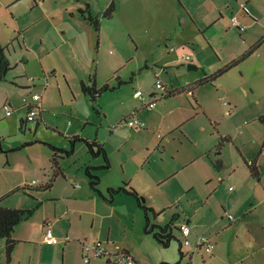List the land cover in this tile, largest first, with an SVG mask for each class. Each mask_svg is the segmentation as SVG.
<instances>
[{
    "label": "rangeland",
    "instance_id": "obj_1",
    "mask_svg": "<svg viewBox=\"0 0 264 264\" xmlns=\"http://www.w3.org/2000/svg\"><path fill=\"white\" fill-rule=\"evenodd\" d=\"M97 1L98 7H102L111 0ZM114 1L118 13L112 20L101 17L97 33L95 29L80 27V23L66 13L67 18L62 17L51 0L42 14L43 20L28 29L27 48L22 26L25 19L17 22L5 8L0 10V37L8 46L6 51L10 52L8 58L13 66L5 82L0 84V177L7 182L0 184V197L9 193L8 187H13L10 190L13 191L26 186V190L11 193L7 204L22 205L23 209L36 207L49 195L38 193L29 184L35 180L39 186L41 177L47 173L52 180L58 167L66 174L78 173L85 177L86 167L100 158L89 153L85 141L97 140L105 148L108 141L116 163L114 173L121 170L123 163L128 177H132L131 186L145 197L149 206L158 210L156 217L150 214L151 222L164 225L172 220L173 210L184 211L191 217L190 236L194 243L182 244L183 258L177 240L169 247L156 244L152 235L144 232V212L127 205L125 212L116 205L111 214L108 213L111 218L106 226L111 227L112 239L118 238L124 245L141 251L147 264H212L215 257L210 259L205 250L196 249L195 244L200 236L209 235L211 229L220 230L218 250H222L224 260L254 264L249 254L264 250V157L260 159V182L250 177L242 157L253 161L261 149L264 151V124L260 122L264 116V41L254 54L216 81L198 84L195 95L202 110L196 109L195 98L186 95L191 87L187 88L186 82L210 77L243 56L250 49L246 50L243 43L246 33L240 36L232 27L221 25L211 31L212 36L198 30L183 32L175 20L162 19L163 11L182 10L180 3L172 0H130L124 5L121 0ZM189 3L194 7L210 6L206 0ZM29 12L30 5L23 2L15 13L18 17H27ZM237 12L233 11L234 14ZM217 15L215 12V17ZM237 16L240 21L244 20L240 13ZM169 31L173 33L171 41L163 35ZM181 33H184L183 37L175 38ZM171 48L173 52H170ZM182 53L191 57L190 64L196 65L197 69L189 70V63L181 64L177 60ZM173 59L175 61L161 74L164 88L157 89L155 74L161 65ZM82 82L95 85L97 89L107 85L110 90L103 91L97 103H93L83 94ZM171 89L176 97L167 103L165 99ZM135 90L143 91L146 98L157 93L162 101L155 110H141V102L134 96ZM30 93L41 96L43 119L20 129V120L26 116L23 99L30 98ZM7 104L12 107L10 115L5 110ZM135 110L141 112L149 125L148 130H134L120 124L135 114ZM199 111L201 113L197 115ZM117 126L122 128L120 136L109 140ZM181 132L191 136L192 144L181 142ZM219 135L229 138L222 141L220 155L217 154L221 142ZM74 136L79 140L73 147L71 139ZM164 139L169 140L165 142L170 144L167 148L162 146ZM51 146L69 153L53 150ZM144 159L146 162L142 165ZM217 160H222L224 169H236L231 178L227 171L222 174L215 194V200L230 208L227 214L220 207L211 211L202 205L208 189L204 181L205 170L212 168L211 163ZM181 164L186 167L179 168ZM178 168V174L167 182L157 183L165 173ZM216 183L215 180V186ZM99 188L107 195V186ZM193 209L196 210L194 215ZM218 209L223 213H218ZM43 213L36 211L30 223L21 225V228L26 224L32 226V238L40 231ZM230 215L235 219L232 225L228 221ZM118 218H121L119 222ZM52 229L61 244L26 245L22 255L64 264L65 241L62 242ZM81 230L89 236L86 247L97 243L105 246L103 238L94 239L92 234L95 233L89 232L87 222ZM174 234L182 243L180 231L175 229ZM150 244L155 247L152 249ZM101 259L105 261L104 258L93 259L91 264H106V261H97ZM66 260L68 264H85L79 261L75 246L68 249Z\"/></svg>",
    "mask_w": 264,
    "mask_h": 264
},
{
    "label": "crops",
    "instance_id": "obj_2",
    "mask_svg": "<svg viewBox=\"0 0 264 264\" xmlns=\"http://www.w3.org/2000/svg\"><path fill=\"white\" fill-rule=\"evenodd\" d=\"M33 2V0H0V10L2 8H5L11 16V19L16 20L17 22H20V19H25L22 20L23 21V28L25 29V35H24V45L27 48L28 47V41H27V33H28V29L32 26H35L39 23L40 20H43L42 14L45 11L46 6L48 5V3L51 0H40L37 3H34L35 5L33 6L31 3ZM55 3V7H56V11L61 12V16L62 17H66L65 13L69 15V17L72 18L73 21H76L77 23H80V27H83L84 29H95L94 26H92L86 19H84L82 17V15L79 13V10H86L87 6H89L90 12L92 13L93 16L99 18L100 20L103 17L104 12L107 10V8L111 5V3L113 2L115 4L114 0L111 1H106L102 7H98V1L97 0H53ZM130 1V0H121L122 4L124 5V2ZM173 2L177 3L179 2L181 5V9L182 10H167L163 11V13H165L164 18H162L164 21L168 19L175 20V23L177 25L180 26V28L183 29V32L187 31V30H198V32H202L203 34L207 32V36L211 34L212 30H217V28H219V26L221 25L222 27L226 26V27H232L231 25V17L232 16H237L238 13H240L243 16V21H240L241 24L245 25L247 27V30L243 33L239 32L238 30H236L235 28H233L235 31H237L240 36H244L243 39V43L245 44V48L246 50L248 48L252 49L253 47H255L256 49H254L253 53L254 54L257 49L262 47V42L264 41V0H219V2H216L215 0H206V4H210L207 5L205 8L204 5H197V7L192 6V3L188 2H192L195 0H172ZM28 3L30 5V15L29 16H25L22 17L19 15H16V11L19 10L21 3ZM210 2V3H209ZM245 3V7L249 6L247 9L245 8L242 9L241 8V4ZM116 6V5H115ZM189 6H192L189 8ZM118 9L116 6V12L114 14V16L116 15V13H118ZM233 11L237 12L236 14L233 13ZM215 12L218 13L217 17H215ZM260 16V17H258ZM114 16L111 18V20L114 18ZM102 17V18H101ZM238 17V16H237ZM67 18V17H66ZM78 19V20H76ZM107 19V18H105ZM51 21L54 19H50ZM170 22V21H169ZM101 27V26H100ZM175 28V27H173ZM95 31L98 33L100 31V29L97 31L95 29ZM163 34V33H162ZM164 39H166L167 41H171V39L173 38V33H171L170 31L167 33H164ZM184 33L181 34H177V37L175 38H180L183 37ZM0 42L2 43V45L4 46L5 44L2 42V39L0 37ZM5 47H8L5 45ZM249 49V50H250ZM9 50V48H8ZM248 50V51H249ZM174 49L171 48L170 52H173ZM7 56H10V52L6 51ZM184 53L181 54V56H178L177 60L181 61V64L183 63H189L191 62V60L185 61L183 59V55ZM251 54V55H252ZM189 56V55H187ZM169 57H173L174 56H168ZM180 57V58H179ZM237 60V59H235ZM175 61V59L165 63L164 65H161L159 67V72L155 74L156 77H159L161 79V74L164 73V71L166 72L168 67L170 66L171 62ZM188 64V65H189ZM197 69V68H195ZM195 69H191V70H195ZM157 71V70H156ZM220 78V77H219ZM218 78V79H219ZM199 80V79H198ZM194 79L193 82L191 81H187L186 82V87L187 86H191L187 92L186 95L187 97H193L195 98L196 103L198 104L196 109H200L201 105L198 102V98L196 92L198 90H196L197 85L199 84V81ZM217 80V79H216ZM215 80V81H216ZM201 81V80H200ZM204 85V84H203ZM166 86V85H165ZM200 86V84L198 85ZM188 88V87H187ZM192 90L193 95L189 96L188 95V91ZM143 92V91H142ZM168 93H172L173 95H169V97H167L165 99V101L168 103L169 101H172L176 95H175V91L173 89H171ZM84 94V93H83ZM135 94V93H134ZM144 94V93H143ZM31 95V93H30ZM29 95V97H30ZM135 96V95H134ZM158 96L157 93H152L149 95V98H147V100H151L153 97ZM136 98V97H135ZM29 100H31V97L28 98ZM42 99V98H41ZM41 99L38 102L42 108V112L44 111L42 104H41ZM138 99V98H137ZM141 102V110H147V111H152L155 110L158 106V103L162 101L159 100L157 102V106L152 109L149 110L146 107H144L143 102L138 99ZM165 102V103H166ZM167 105V104H165ZM22 106H24V104H22ZM26 107V106H24ZM26 112L25 114L27 115V107L25 108ZM42 112H40V114H38V122H40L41 119H43L42 117ZM201 113V111H199V113H197V115H199ZM135 115L141 119L142 121H144L146 123V127L145 128H139L142 130H148L149 129V125L148 123L145 121V119L141 116V112L139 110H135ZM145 114H143L144 116ZM125 118V116H124ZM25 118L21 119V120H25ZM150 119V118H149ZM20 120V121H21ZM190 119L186 120V122H188ZM260 122L262 124H264V116H262L260 118ZM31 124V123H28ZM26 124V125H28ZM124 126V125H122ZM127 127V126H126ZM181 128V127H179ZM132 129V128H131ZM137 128H134V130H136ZM114 132L111 133L109 135V140L113 139L117 136H120L121 132H122V128L114 127ZM221 137V135H219ZM158 137L160 139H162V135H158ZM224 136H222L221 138H223ZM180 140L181 142H185V143H190L192 144V138L191 136L187 133V132H181V136H180ZM162 146L164 148L169 147L170 144H165V142H169V140H162ZM263 143V148H264V141H262ZM106 148H107V152L110 155L112 161V167L109 170H102L97 172L99 174V176L101 177V183L99 185V187L101 186H107V189L109 188H117L119 186H123L125 183L131 185L133 183L132 177H128L127 172L124 168V164L121 163V170H119L117 173L115 171V167H116V163L114 161V157L112 156V153L110 151V147L108 145V141H106ZM204 154L205 151L203 152ZM262 157H264V151L261 149L258 157L253 160L252 162H254L255 166L258 167L259 169V178L257 179V182L261 181V175L262 173L260 172V159H262ZM243 158V162L244 164L247 166L246 169L249 171V175L252 179H255V177H253L251 175V170H250V166L248 165V160ZM98 160L94 161L92 163L91 166L94 167H99L102 166L104 164V160L102 157L97 158ZM209 159V158H208ZM211 160V159H209ZM163 161V160H162ZM220 161L223 166L224 163L222 162V160H217ZM251 161V160H250ZM146 162V159H144L142 165ZM212 164V168L208 167L205 170V179L204 181H206V186H208V189L206 190V194L204 197V201H202V205L204 207H208L211 211H213L216 207H220L223 212L225 214H227V212L230 210V208L226 207L222 202L215 200V194L218 192L219 190V181L223 178V173H225L226 171L229 173V178L233 177L234 173L236 172L235 167H230V168H222L223 166H217L215 165L216 163L214 162L211 163ZM179 168L184 169L186 167V164L184 165H179ZM179 168L174 171H170L165 173L161 179L157 180V183H159V185L161 183H165L167 182L171 176L178 174V170ZM4 169V168H3ZM220 174V175H219ZM77 180H79V183H75ZM215 180L217 181L216 186H215ZM129 181V182H127ZM163 181V182H162ZM4 183H7L5 178L0 177V184L3 185ZM51 183V188L49 190L46 191H39L37 188L43 186V185H47ZM214 185V186H213ZM29 187L35 189L38 193H48L49 197L46 199H43L41 202L40 207L36 210L37 212H41L44 211L43 213V217L40 221V231L37 235H35V238H32V226L30 224H26V226H24V228H21L23 223H30L32 217L27 220L24 221L22 223H20L14 232V238L16 240H18V244L15 248V251L13 253V259H12V264H53V262L51 263L50 260H42V261H38L37 258H34V256H29L28 258H25L23 254L25 247H27L26 245H48V246H53V245H49L46 244L44 241V237H45V231L47 228H51V230H53L52 228L55 229V231L57 232L58 237L62 238L60 240H62V242L65 241V244H63L64 249V264H68L67 260H66V255L68 253V249H70V247H77V255H78V259L81 263H85L84 261V255H85V248L86 245L89 244L88 242H90L89 240V236L88 233H85L84 231L81 230V227L83 226L84 222L88 223V230L90 233H95L92 234V236H95L94 239L95 240H99L100 238H103V229L105 230V226L108 222V220L111 218V215H109L108 213L112 212L113 207H115L116 205L118 207H120V211L121 212H125V206L127 205L128 207L132 208V209H140L137 206V203L135 201L134 198H131V196L125 194V193H121L115 196V199L111 202L108 203L106 201H104L103 199H101L90 187L89 185V181L88 178L85 174V177H83L81 174H66V172H63L60 167H58L57 173L55 174V177L51 180L49 173H47L46 175H44L43 177H41L40 179V185L36 186V185H28ZM9 190L8 192H12L10 190H12L11 188L13 187H8ZM191 189H193V187H191ZM14 191V190H13ZM33 191V190H32ZM7 192V191H4ZM9 193H5L6 195ZM4 194V193H2ZM6 195H2V197H4L3 199V205L9 208H24L22 205H8L7 202L9 201V199L11 198V196H6ZM145 195V194H143ZM1 196V195H0ZM147 196V195H146ZM1 198V197H0ZM263 202V201H261ZM6 203V204H4ZM121 205V206H119ZM167 206V205H166ZM256 206V205H254ZM111 207V208H109ZM153 208V207H152ZM169 208V207H168ZM171 208V207H170ZM154 209V208H153ZM228 209V211H227ZM141 210V209H140ZM216 210V209H215ZM156 212L158 210H155ZM195 209L192 210V215L195 214ZM173 217L175 218V226L177 227L181 222H183L184 220H187L191 226V217H188V214H186L184 211L183 212H177V210H173ZM217 212L219 213L220 210L218 209ZM220 212V213H223ZM230 212V211H229ZM35 214V213H34ZM245 214V212L243 213ZM191 215V216H192ZM190 216V215H189ZM121 218H118V222L120 221ZM229 221V225H232L231 222L235 221V219L233 218L232 215L229 216L228 218ZM160 224V223H159ZM215 227V226H214ZM107 228V232H106V236L103 238V240H105L106 244H105V248L111 253L110 257H104L106 264H117L115 262L116 258L120 255V254H124V256L133 259L134 261L138 262L139 264H147L146 263V258L145 255L136 249H133L131 247H129L128 245H124L121 241L117 239H112V231H111V227H109V225L106 226ZM54 232V231H52ZM208 233L209 235H207L215 244H216V248L215 251L213 252V254L211 255H207L210 259L214 258L215 259L212 261V264H235V263H230L224 260V257L222 255V250H218L220 247V241H219V236H221L220 234V230H214L211 229ZM191 234H192V228H191ZM190 234V235H191ZM207 234V233H206ZM37 236V237H36ZM189 239H191V236H189ZM102 240V239H100ZM155 241V240H154ZM192 243L193 240L191 241ZM61 244V242L59 241L58 244L56 243V245ZM157 244V243H156ZM152 245V249L155 247L153 244ZM159 245V244H158ZM5 246H6V241L5 239L0 238V264H6V251H5ZM58 249V248H57ZM59 250V249H58ZM259 254V255H258ZM90 262L89 263H85V264H91L93 259H98L96 257H94L93 253H90ZM248 256V255H247ZM230 257V255H229ZM249 258L251 260V262H253L254 264L257 263H262L264 262V250L261 252H254V253H250L249 254ZM97 261H104V260H97ZM104 261V262H105Z\"/></svg>",
    "mask_w": 264,
    "mask_h": 264
},
{
    "label": "trees",
    "instance_id": "obj_3",
    "mask_svg": "<svg viewBox=\"0 0 264 264\" xmlns=\"http://www.w3.org/2000/svg\"><path fill=\"white\" fill-rule=\"evenodd\" d=\"M116 12V6L112 2L111 5L107 8V10L104 12L103 17L107 19H111ZM79 13L82 15L84 19H86L94 28L98 31L101 26V20L95 16L92 15L90 12L89 6H87L86 10H79ZM255 47L247 51L243 56H241L239 59L234 60L230 65L225 66L224 68L220 69L216 74L205 77L203 80L199 81L200 85H203L205 83H212L219 77H221L224 73L228 72L231 68L237 66L241 61L245 60L247 57H249ZM13 69V66L7 56L6 53V47L2 45L0 42V84L5 82L7 75L9 72ZM121 83V82H120ZM81 89L82 92L89 96L91 98V101L93 103H97L98 97L101 96L103 91L110 90L109 86H105L102 89H97L95 85H86L84 82L81 83ZM169 95H173L172 93H169ZM42 120V119H41ZM38 122V120L36 121ZM26 120L20 121V129H23L26 126ZM38 124V123H37ZM79 140L77 136L72 137L71 143L74 147L75 142ZM228 137L221 138V142L218 145V155L221 154V147L223 146L222 141H228ZM88 151L91 155L96 157H102L104 160V164L99 167L94 166H88L85 169V174L88 178L89 185L92 188V190L104 201L111 203L115 196L121 193H125L132 198L135 199L137 206L144 212L145 215V228L144 232L146 235H152L153 239L156 241L157 244L162 245L163 247H169L173 240H177L180 244V256L183 258V251H182V244L180 240L176 237L174 234L175 229L180 231L179 225L176 227L174 222L175 218L173 217L172 220L167 224H159V223H152L150 214H153L154 217L157 216V212L147 204V200L144 196H142L133 186L125 183L123 186H119L117 188H109L107 191V195L103 194L102 191L99 188V185L101 183V177L97 172L102 170H109L112 167L111 159L109 157V154L104 147V145L97 140L93 141H85ZM53 150H57L60 152H66L69 153L63 149L56 148L51 146ZM0 151L1 148H0ZM249 163V162H248ZM254 163V162H253ZM217 166H221L220 161H216ZM249 165V164H248ZM251 170V175L255 178H259V169L258 167L253 165H249ZM51 188V183L47 185H43L39 188H37L39 191H46ZM27 187H19L16 188L14 191L10 192L6 196H9L11 193H14L19 190H26ZM5 197V196H4ZM4 197L0 198V238L5 239L6 246V264H12L13 259V253L15 251V248L18 244V240L14 238V232L16 227L24 222L29 220L36 210L40 207L41 203H38L36 207L32 209H16V208H9L4 206L3 199ZM181 233V231H180ZM182 236V235H181ZM183 238V236H182Z\"/></svg>",
    "mask_w": 264,
    "mask_h": 264
},
{
    "label": "built area",
    "instance_id": "obj_4",
    "mask_svg": "<svg viewBox=\"0 0 264 264\" xmlns=\"http://www.w3.org/2000/svg\"><path fill=\"white\" fill-rule=\"evenodd\" d=\"M40 0H33L34 3L39 2ZM241 8L245 10V4H241ZM231 26L238 30L239 32L243 33L247 30V27L240 23L237 16L231 17ZM183 59L185 61H190L191 57L187 55H182ZM155 86L157 89L164 88V84L161 81L159 77H156ZM135 97L140 99L143 102L144 107H146L149 110L154 109L157 106V102L162 99V97L155 96L151 100H147V98L144 96L143 92L140 90H135ZM188 95L192 96L193 92L192 90L188 91ZM41 99V96L37 93L31 94V100L23 99L24 106L27 107V115H26V123H34L38 119V114L42 112V108L40 104L38 103ZM5 110L7 115H10L12 113V107L10 104L5 105ZM121 125L127 126L129 128H145L146 123L139 119L135 114L126 117L122 122H120ZM249 165H253L254 163L252 161H249ZM38 181H33L32 185H38ZM179 228L181 231V235L183 236V245H193L191 240L189 239V236L191 234V226L187 220H184L179 224ZM44 241L46 244L53 245L59 242V240L53 235V232L51 228H47L45 231V237ZM196 249H204L205 252L208 255L213 254L216 248V244L206 235H202L198 238L195 244ZM90 253H93L94 257L96 258H104V257H110L111 253L102 245V243H97L92 246H87L85 248V255H84V261L85 263H89ZM116 263L118 264H139L138 262L134 261L131 258H128L124 256V254H120L116 260Z\"/></svg>",
    "mask_w": 264,
    "mask_h": 264
},
{
    "label": "water",
    "instance_id": "obj_5",
    "mask_svg": "<svg viewBox=\"0 0 264 264\" xmlns=\"http://www.w3.org/2000/svg\"><path fill=\"white\" fill-rule=\"evenodd\" d=\"M195 68H197V66L194 65V64H189V65H188V69H189V70H191V69H195Z\"/></svg>",
    "mask_w": 264,
    "mask_h": 264
}]
</instances>
